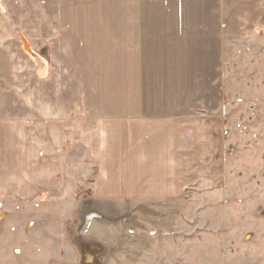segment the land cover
<instances>
[{"label":"crops","instance_id":"0c3cea01","mask_svg":"<svg viewBox=\"0 0 264 264\" xmlns=\"http://www.w3.org/2000/svg\"><path fill=\"white\" fill-rule=\"evenodd\" d=\"M0 3L50 49L43 79L0 37V223L54 236L66 215L41 198L88 183L89 203L155 204L169 216L201 186H225V48L262 0Z\"/></svg>","mask_w":264,"mask_h":264},{"label":"rangeland","instance_id":"374dc122","mask_svg":"<svg viewBox=\"0 0 264 264\" xmlns=\"http://www.w3.org/2000/svg\"><path fill=\"white\" fill-rule=\"evenodd\" d=\"M38 4L47 6L46 0ZM1 11L0 37H13V51L33 58L46 79L49 47L39 46L28 31L9 23L3 7ZM244 17L247 28L233 30L231 37L237 39L225 48V186H201L182 209L174 208L178 216L155 204L89 203V183L70 186L41 198L53 199L45 206L55 210L56 218L66 215L56 219L54 236L41 235V230L27 236L20 224L17 230L16 221L14 231L9 223H0V264H264V10ZM123 26L120 34L126 41ZM80 50L72 48L77 55ZM66 86L76 97L74 78Z\"/></svg>","mask_w":264,"mask_h":264},{"label":"water","instance_id":"95a60500","mask_svg":"<svg viewBox=\"0 0 264 264\" xmlns=\"http://www.w3.org/2000/svg\"><path fill=\"white\" fill-rule=\"evenodd\" d=\"M0 2H1V0H0ZM23 46H24V49H25L26 52H28V53L31 52L29 44L25 40H23Z\"/></svg>","mask_w":264,"mask_h":264},{"label":"trees","instance_id":"16d2710c","mask_svg":"<svg viewBox=\"0 0 264 264\" xmlns=\"http://www.w3.org/2000/svg\"><path fill=\"white\" fill-rule=\"evenodd\" d=\"M23 40H25V39H23ZM26 41V40H25ZM28 53V52H27ZM29 55H31V56H33V54H32V50H31V52L30 53H28Z\"/></svg>","mask_w":264,"mask_h":264}]
</instances>
